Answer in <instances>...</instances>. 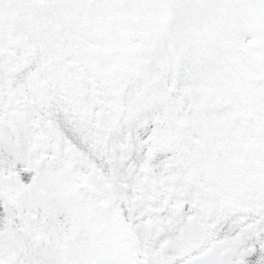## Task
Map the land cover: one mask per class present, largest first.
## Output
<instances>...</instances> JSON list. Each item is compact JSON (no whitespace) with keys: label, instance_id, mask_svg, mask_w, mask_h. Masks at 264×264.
<instances>
[{"label":"snow or ice","instance_id":"1","mask_svg":"<svg viewBox=\"0 0 264 264\" xmlns=\"http://www.w3.org/2000/svg\"><path fill=\"white\" fill-rule=\"evenodd\" d=\"M0 264H264V0H0Z\"/></svg>","mask_w":264,"mask_h":264}]
</instances>
